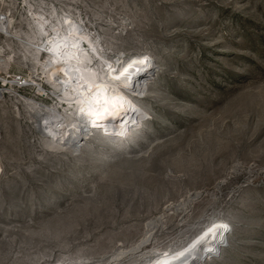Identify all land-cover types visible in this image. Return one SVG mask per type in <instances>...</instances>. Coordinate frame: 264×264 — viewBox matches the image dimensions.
Listing matches in <instances>:
<instances>
[{
	"label": "rangeland",
	"instance_id": "obj_1",
	"mask_svg": "<svg viewBox=\"0 0 264 264\" xmlns=\"http://www.w3.org/2000/svg\"><path fill=\"white\" fill-rule=\"evenodd\" d=\"M1 20L0 70L31 85L0 107V264H157L223 221L197 264H264V0H0ZM69 21L119 70L155 65L138 95L119 89L135 125L95 127L76 151L37 107H69L39 62L45 28Z\"/></svg>",
	"mask_w": 264,
	"mask_h": 264
},
{
	"label": "bare ground",
	"instance_id": "obj_2",
	"mask_svg": "<svg viewBox=\"0 0 264 264\" xmlns=\"http://www.w3.org/2000/svg\"><path fill=\"white\" fill-rule=\"evenodd\" d=\"M66 30L54 26L45 28L50 46L39 50V53H47L49 58L47 61L41 58L39 62L43 65L42 71L47 80L61 91L62 103L68 104L69 107L68 109L65 107L67 110L64 109L65 112L60 116L56 114L58 105L50 109L39 105L37 107L40 113H48L52 117L48 122L49 126L44 124V128L49 131L50 140H53L50 143L54 147L76 151L95 127L103 125L113 129H108L110 131L124 133L135 125L139 112L138 105L119 89L126 88L133 95H138L137 92L142 88L141 82L154 74L155 65L150 56L139 54L124 60L126 65L119 70V57L115 60L105 58L94 43L95 40L82 33L78 24L69 21ZM0 32L7 36L12 35L10 22L1 20ZM85 42H89L91 49L85 47ZM94 57L101 60L103 69L92 67ZM95 77H98L96 82ZM39 127H42L41 121ZM152 223L151 225H154ZM227 228V222L224 221L216 223L215 226L211 225L194 244L174 253L163 254L162 258L160 257L162 260L157 264H197L204 248L209 247L214 241L224 239ZM149 239L151 232L133 248L120 250L113 259L117 260L123 255L138 251Z\"/></svg>",
	"mask_w": 264,
	"mask_h": 264
},
{
	"label": "built area",
	"instance_id": "obj_3",
	"mask_svg": "<svg viewBox=\"0 0 264 264\" xmlns=\"http://www.w3.org/2000/svg\"><path fill=\"white\" fill-rule=\"evenodd\" d=\"M47 45H49V42L47 43ZM30 85L31 84L29 83V78L26 77L23 72H10V69L0 70V107L3 106V104H5L7 101H12L13 99H15L16 101L22 100L23 97H26L25 93L28 89V86ZM38 88L40 91L44 92L45 96H48L49 92H51L50 87L48 88L43 83H41ZM56 111V114H59L58 116H60L61 113H64L65 110L59 109L58 107ZM42 115V119H39H41L42 128H44V124H47L49 126L48 122L52 120V117L49 116L48 113ZM44 130L47 135H50L48 134L49 131H47L45 128Z\"/></svg>",
	"mask_w": 264,
	"mask_h": 264
},
{
	"label": "clouds",
	"instance_id": "obj_4",
	"mask_svg": "<svg viewBox=\"0 0 264 264\" xmlns=\"http://www.w3.org/2000/svg\"><path fill=\"white\" fill-rule=\"evenodd\" d=\"M104 128H107V127H104ZM102 130V129H101Z\"/></svg>",
	"mask_w": 264,
	"mask_h": 264
},
{
	"label": "snow or ice",
	"instance_id": "obj_5",
	"mask_svg": "<svg viewBox=\"0 0 264 264\" xmlns=\"http://www.w3.org/2000/svg\"><path fill=\"white\" fill-rule=\"evenodd\" d=\"M222 227H226V226H222Z\"/></svg>",
	"mask_w": 264,
	"mask_h": 264
}]
</instances>
